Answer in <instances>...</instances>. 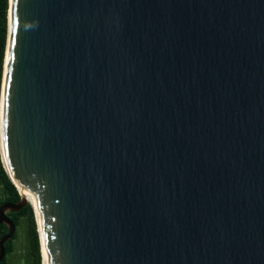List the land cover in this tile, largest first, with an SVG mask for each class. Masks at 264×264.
Masks as SVG:
<instances>
[{"label": "water", "instance_id": "95a60500", "mask_svg": "<svg viewBox=\"0 0 264 264\" xmlns=\"http://www.w3.org/2000/svg\"><path fill=\"white\" fill-rule=\"evenodd\" d=\"M1 108L0 264H264V0H9Z\"/></svg>", "mask_w": 264, "mask_h": 264}, {"label": "trees", "instance_id": "16d2710c", "mask_svg": "<svg viewBox=\"0 0 264 264\" xmlns=\"http://www.w3.org/2000/svg\"><path fill=\"white\" fill-rule=\"evenodd\" d=\"M9 0H0V106L4 62L8 38ZM21 193L9 177L1 155L0 149V206L7 202H17ZM15 222L17 229L14 236L5 243L6 255L1 264H43L41 240L34 208L29 202L18 211L8 213ZM23 232V241L26 243L25 253L18 249L19 232ZM9 231L5 223H0V238Z\"/></svg>", "mask_w": 264, "mask_h": 264}, {"label": "bare ground", "instance_id": "6f19581e", "mask_svg": "<svg viewBox=\"0 0 264 264\" xmlns=\"http://www.w3.org/2000/svg\"><path fill=\"white\" fill-rule=\"evenodd\" d=\"M0 149H1V155H2V159H3V162H4V165H5V168L9 174V176L11 177V179L15 182V184L17 185V187L19 188V190L28 198L30 199L31 201H33V196L30 192H27L25 190H23L21 188V186L19 185V183L17 182L14 174H13V171H12V168H11V165H10V162H9V159H8V156H7V152L5 150V146H4V140H3V126H2V108H1V125H0ZM42 252H43V262L44 264H47V258H46V252H45V249H44V245L42 246Z\"/></svg>", "mask_w": 264, "mask_h": 264}, {"label": "rangeland", "instance_id": "374dc122", "mask_svg": "<svg viewBox=\"0 0 264 264\" xmlns=\"http://www.w3.org/2000/svg\"><path fill=\"white\" fill-rule=\"evenodd\" d=\"M19 240H18V249L20 250L21 253H25V246H26V243L23 241V232L22 230H20L19 232ZM13 264H19L18 261L16 262H13Z\"/></svg>", "mask_w": 264, "mask_h": 264}]
</instances>
